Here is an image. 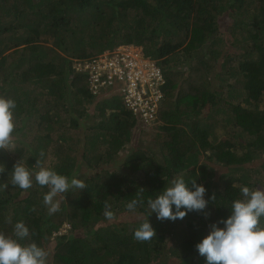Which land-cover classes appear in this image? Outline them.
<instances>
[{"label":"trees","instance_id":"1","mask_svg":"<svg viewBox=\"0 0 264 264\" xmlns=\"http://www.w3.org/2000/svg\"><path fill=\"white\" fill-rule=\"evenodd\" d=\"M128 44L156 59L165 80L154 124L126 106L106 71L94 88L89 70L76 69ZM0 96L15 102L16 123L12 149L0 148V233L13 236L22 221L21 243L44 248L47 264H166L156 259L167 255L205 264L195 245L209 226L230 214L241 187L264 189V0H0ZM18 161L75 175L86 188L58 194L50 215L47 186L10 183ZM175 178L203 184L206 208L174 221L148 217L147 199ZM138 192L145 204L128 210ZM147 219L155 235L135 240Z\"/></svg>","mask_w":264,"mask_h":264},{"label":"clouds","instance_id":"2","mask_svg":"<svg viewBox=\"0 0 264 264\" xmlns=\"http://www.w3.org/2000/svg\"><path fill=\"white\" fill-rule=\"evenodd\" d=\"M118 48L133 54L140 53L153 64L152 67L158 74L153 71L155 75L152 77L150 90L156 91V87L165 82L157 60L145 56L142 47L128 44ZM130 48L139 49L134 51ZM108 53L107 56H110V52ZM103 71L107 69H101L99 73L103 74ZM14 109L15 102L12 99L0 96V148L12 149L10 146L16 127ZM154 114L155 111L153 117ZM36 164L39 165L38 160ZM3 170L0 169V172ZM33 181L48 187L43 203L50 215L59 210V201L54 199L58 194L86 188L83 180L75 175L69 178L46 167L33 171L20 161L13 165L10 177L12 185L26 190L32 186ZM205 192L204 185L197 184L195 180L186 182L184 178H175L155 198L147 199L148 217L155 213L159 220L174 221L183 219L189 211H203L208 203ZM240 193L242 198L232 201L230 214L213 222L208 233L195 245L198 254L205 258V264H264V227L260 225L261 218L264 217V189L250 190L248 186H243ZM143 204L145 200L138 192L126 207L128 210H135ZM104 216L109 220L113 217L107 202ZM28 235L29 229L22 221L14 224L13 236L0 233V264H47L48 253L44 248L35 242L21 243ZM154 235L155 229L149 219L133 232V238L137 241H148Z\"/></svg>","mask_w":264,"mask_h":264},{"label":"built area","instance_id":"3","mask_svg":"<svg viewBox=\"0 0 264 264\" xmlns=\"http://www.w3.org/2000/svg\"><path fill=\"white\" fill-rule=\"evenodd\" d=\"M120 50L124 52H120ZM104 56L98 58V60L93 63H85V65L78 62V64L82 67V71H88L90 73V84L92 86L97 87V85H104L106 81H101L100 78L102 76L99 71L102 69L100 67V60ZM105 57H116L115 61H112L110 64L114 62L115 66L107 68V73L105 74L106 78H108L107 83H114L116 82L118 85L122 86V91L126 94L124 95L123 101L127 107L132 109L135 113L140 112L144 118L146 113L155 111L154 103L151 102L146 107H143L142 104L145 102L148 93V89L152 85V77H154L153 71L154 68L152 67L153 64L146 58L142 57V54L137 53L133 54L124 49H114V51L110 52V56ZM99 65V66H98ZM98 66V67H97ZM151 69V72H150ZM157 74L158 72L155 71ZM153 95L159 96L156 91L150 90ZM154 99H152L153 101ZM157 100V99H155ZM153 103V104H152ZM148 104V103H147ZM154 106V110L153 107Z\"/></svg>","mask_w":264,"mask_h":264},{"label":"rangeland","instance_id":"4","mask_svg":"<svg viewBox=\"0 0 264 264\" xmlns=\"http://www.w3.org/2000/svg\"><path fill=\"white\" fill-rule=\"evenodd\" d=\"M226 18H225V20H224V18L222 19V22H224V23H228L229 24V22H233V20L231 19V18H229V16H225ZM219 30L221 31V32H227L226 31V29H225V26L223 25V24H221L220 26H219ZM130 49H132V50H134V51H136V50H138L139 48H130ZM222 49V48H221ZM120 52H124V51H122V50H120ZM109 53L108 52H105L102 56H104L100 61V67L102 68V70H105V69H107L108 68V66L109 67H112L113 68V66H115V64H114V62L112 63V65L110 64L112 61H115V59H116V57H105V56H107ZM99 57H101V55H99ZM173 57V60L174 59H176L175 57H174V55L173 56H171V58ZM219 62V65H216L215 66V69H217V72H218V70H220V68H221V65H222V62L221 61H218ZM232 62H236V60L235 59H232ZM99 66V65H98ZM97 66V67H98ZM235 66V65H234ZM82 69V67L78 64V63H76V69L78 70V71H80L81 69ZM83 70V69H82ZM218 85H219V82H216ZM159 98V96H156V95H153V92H152V94L150 95V97L148 98V99H146L145 100V102H143V104H142V106L143 107H146L147 105H149V103H150V99H151V102H153L154 103V101H155V99H158ZM152 99H154L153 101H152ZM148 103V104H147ZM152 103V104H153ZM156 104L154 103V106H155ZM154 106L152 107L153 108V110H154ZM155 110H156V107H155ZM88 118H87V120H86V124L87 125H85V126H89V125H92V123L91 122H93V121H96L95 120V117H94V115L96 114V108H95V106L92 104L91 106L89 105V107H88ZM154 119V117H153V114H152V112H150V114L149 113H146L145 115H144V122H146L148 125H150V124H154V123H152L153 120ZM226 128V127H225ZM224 128V129H225ZM229 128V132H231L232 134H233V130L234 129H232V127H228ZM219 129V130H218ZM217 130L219 131V133H221V132H223V128H218ZM135 132H137V128L135 127V128H133L132 129V133H135ZM59 133H60V131H56V132H54L53 133V135H52V140L53 141H56L57 140V138H58V136H59ZM73 134H74V136H76V134H77V132H72ZM137 134H139V132H137ZM60 142V141H59ZM141 143H142V140H141ZM52 145H53V143H52ZM73 146L75 147V145L73 144ZM130 147H131V143H128L126 146H125V148H126V150L123 152V153H120V154H118L116 157H117V162H120V163H122L123 162V159L121 158V157H125L124 155H125V153L128 151V150H130ZM52 148V147H51ZM134 148H137V145H135L134 146ZM139 148H141L140 146H139ZM52 158V156L50 155V156H48V158L44 161L45 162V165L44 166H46V165H48V164H50L51 162H52V160H53V158H52V160L50 161V159ZM217 179V178H216ZM127 219H129V218H127ZM68 225H66V227H67ZM64 231V229H62V232ZM168 240V242H169V245L168 246H175L174 245V241L176 242V239L174 238V240H172V238H171V236H167V238H166V241ZM176 244V243H175ZM163 258H165L163 261L166 263V264H174V263H176V260H175V256L174 255H171V256H169V255H167L166 257H164V256H160L158 259H156V260H158L157 262H159V260L160 259H163ZM178 262V261H177Z\"/></svg>","mask_w":264,"mask_h":264}]
</instances>
